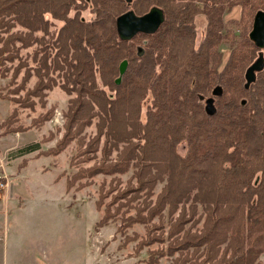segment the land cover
I'll use <instances>...</instances> for the list:
<instances>
[{
  "label": "trees",
  "instance_id": "1",
  "mask_svg": "<svg viewBox=\"0 0 264 264\" xmlns=\"http://www.w3.org/2000/svg\"><path fill=\"white\" fill-rule=\"evenodd\" d=\"M90 4L95 19L85 21L79 12ZM152 4L165 12L157 31L119 41L116 17L129 6L143 14ZM129 6L124 0H0V69L17 74L25 67L20 49L38 46L35 68L25 71L20 89L32 75L37 80L24 98L10 100L14 109L0 124L2 133L21 130L14 124L18 110L32 108L31 100L57 86V77L60 89L72 97L65 134L52 151L79 141L83 150L78 156L93 164L80 168L73 179H121L131 172L112 201L132 203L134 209L118 218V232L133 225L146 228L137 250L161 245L148 249L146 264L164 257L172 264H264V68L244 87L245 72L260 52L247 32L255 12L264 11V0H132ZM198 15L206 25L195 47ZM226 17L233 27L245 25L229 40ZM53 21L62 24L54 27ZM17 26L24 33H10ZM122 62L126 67L120 74ZM216 86L221 88L216 112L207 115L200 96H211ZM93 122L95 134L78 136ZM180 145L184 156L177 152ZM198 213L205 217L202 231L193 230ZM220 244H225L221 253ZM210 250H218L219 258Z\"/></svg>",
  "mask_w": 264,
  "mask_h": 264
},
{
  "label": "rangeland",
  "instance_id": "2",
  "mask_svg": "<svg viewBox=\"0 0 264 264\" xmlns=\"http://www.w3.org/2000/svg\"><path fill=\"white\" fill-rule=\"evenodd\" d=\"M152 6L158 5L152 4L150 7ZM130 7L129 9L142 15L139 9L134 10ZM74 13L73 10L70 15ZM79 15L85 21L95 19L91 4L81 8ZM46 18L52 21L50 16ZM230 18L226 17L223 20L228 40L233 32L242 31L245 26L244 22L236 27L231 26L226 22ZM194 23L196 26L194 46L197 47L204 38L206 23L200 15L194 19ZM61 24L59 21H53L54 27ZM250 29L251 26L247 33ZM10 33L24 31L17 26ZM227 45L222 47L225 56L229 51ZM15 46L18 47L19 44ZM36 48L38 46L33 45L20 49L18 58L20 64H25V67L17 74L13 69L9 71L6 68L0 69V124L14 109L10 100L24 98L26 90L31 89L37 80L32 75L27 82L24 81V89H20L25 71L35 68L32 59ZM17 64L16 62L14 67ZM6 65L10 66V62ZM56 75L57 73L54 74ZM97 82L102 87L99 77ZM61 83L62 80L56 77L57 86L46 91L42 99H32V108L22 107L18 110L17 122L14 124L21 126V130L2 133L0 128V176L3 182L8 184L6 188L0 189V264H146L144 259L147 258L148 249L154 250L161 245L143 246L140 251L137 250L141 239L145 238L146 228L142 225H133L118 232L122 225L118 218L122 220V217L133 214L134 209L132 203L128 204L122 200L113 204L112 201L116 190L126 186V180L131 172L121 176V179L102 175L73 179V174L80 168L93 164L91 161L85 163L83 158L78 156L83 150H78L79 141L73 140L64 145L59 153L52 151L53 148H57L65 134L67 123L65 113L72 97L60 89ZM105 89L107 91V88ZM148 103L149 99L143 103V110ZM94 123L81 128L78 136L86 135L88 139V135L95 134ZM76 124L73 127L80 128ZM29 146L37 148L28 153L24 152ZM177 152L184 156L186 149L180 145ZM27 179L31 180L32 186L23 185L22 182ZM27 187H32L33 195L26 193ZM101 187L104 188L100 194ZM161 187L162 184L157 186L155 194ZM108 190L114 191L105 196ZM18 191L23 198L19 200V204L14 194L19 193ZM97 201L99 205H96ZM179 205L176 207L174 217H178ZM111 215L115 216V220L111 221ZM105 216L108 220L105 219V223L98 225ZM204 219V215L198 213L193 230L202 231ZM217 231L213 230L212 235ZM212 245L215 246L214 243ZM224 247L225 244L220 246V253ZM201 251L203 249L197 255ZM210 251L211 256L219 258L218 250ZM180 261L182 263L183 258ZM158 264H172L171 258H161Z\"/></svg>",
  "mask_w": 264,
  "mask_h": 264
},
{
  "label": "water",
  "instance_id": "3",
  "mask_svg": "<svg viewBox=\"0 0 264 264\" xmlns=\"http://www.w3.org/2000/svg\"><path fill=\"white\" fill-rule=\"evenodd\" d=\"M129 6L132 0H124ZM164 21V12L158 6H152L142 15H136L133 10H127L116 17L115 29L119 41H129L137 34H154ZM248 39L260 50L258 57L252 62L245 72L244 87L248 88L256 79V74L264 68V11L257 10L253 16L251 29L248 33ZM126 63L122 62L119 67L120 74L125 70ZM119 80V79H118ZM117 80V81H118ZM221 94V88L216 86L211 96L200 99L204 102V110L207 115H213L216 112L214 105L215 97Z\"/></svg>",
  "mask_w": 264,
  "mask_h": 264
},
{
  "label": "crops",
  "instance_id": "4",
  "mask_svg": "<svg viewBox=\"0 0 264 264\" xmlns=\"http://www.w3.org/2000/svg\"><path fill=\"white\" fill-rule=\"evenodd\" d=\"M23 183V185H29V186H32L31 185V180L30 179H27V180H25V182H22ZM35 189V188H34ZM25 190H27L26 191V193L28 192L30 195H33V190H32V187L30 188V187H27ZM36 190V189H35ZM37 191V190H36ZM19 192V191H18ZM14 194L17 196V198H16V200L18 201V204H19V200L22 198L21 196H20V192L19 193H15L14 192ZM24 194H25V192H24ZM12 195V194H11ZM1 199V198H0ZM23 199V198H22ZM20 209H25V208H20ZM4 211V210H3ZM22 211H24V210H22ZM2 215H4V212H2Z\"/></svg>",
  "mask_w": 264,
  "mask_h": 264
},
{
  "label": "built area",
  "instance_id": "5",
  "mask_svg": "<svg viewBox=\"0 0 264 264\" xmlns=\"http://www.w3.org/2000/svg\"><path fill=\"white\" fill-rule=\"evenodd\" d=\"M2 179H3L2 176H0V189L6 188L8 185L7 182H3Z\"/></svg>",
  "mask_w": 264,
  "mask_h": 264
},
{
  "label": "flooded vegetation",
  "instance_id": "6",
  "mask_svg": "<svg viewBox=\"0 0 264 264\" xmlns=\"http://www.w3.org/2000/svg\"><path fill=\"white\" fill-rule=\"evenodd\" d=\"M140 34V33H139Z\"/></svg>",
  "mask_w": 264,
  "mask_h": 264
}]
</instances>
